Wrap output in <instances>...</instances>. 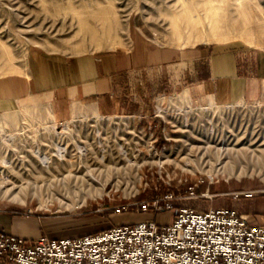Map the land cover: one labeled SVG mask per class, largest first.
<instances>
[{"label":"rangeland","instance_id":"374dc122","mask_svg":"<svg viewBox=\"0 0 264 264\" xmlns=\"http://www.w3.org/2000/svg\"><path fill=\"white\" fill-rule=\"evenodd\" d=\"M83 22L97 28L101 38L82 32ZM138 38L188 51L226 45L264 60V0H0V84L31 77L38 54L103 55L130 49ZM197 66L189 62L136 71L125 79L124 95L131 105L121 112L79 109L78 115L60 119L49 101L33 95L0 113V185L27 194L25 204L0 196V215L38 220L44 230L58 228L60 233H51L55 238L151 219L170 225L174 210L137 212L136 204L169 192L184 198L193 185L197 197L182 198L177 206L230 207L248 214L252 224L264 223V170L249 169L240 178L208 172L230 161L233 147L264 148V97L214 105L194 99L188 87ZM97 113L105 119L97 120ZM54 121L63 133L65 128L73 131L58 136L42 126ZM60 140L68 144L69 160L55 156L46 167L36 150L52 155ZM123 145L141 166L113 172L102 195L87 197L73 209L67 206L73 200L63 195L57 180L71 169L83 173L87 165L124 167ZM222 147L228 150L221 163ZM241 160L246 166L248 160ZM52 194L56 196L46 207L41 197L49 200ZM125 205L132 206L119 213Z\"/></svg>","mask_w":264,"mask_h":264},{"label":"crops","instance_id":"0c3cea01","mask_svg":"<svg viewBox=\"0 0 264 264\" xmlns=\"http://www.w3.org/2000/svg\"><path fill=\"white\" fill-rule=\"evenodd\" d=\"M189 62L198 65L195 81L188 87L194 99L226 104L255 102L264 97V60L257 54L238 53L226 45L188 51L138 38L130 49L103 55H35L31 77L0 84V113L33 95L49 101L60 119L78 115L79 109L89 114L121 112L131 105L124 95L127 77L136 71ZM23 219L0 215V230L29 240L60 233L55 227L44 230L38 220Z\"/></svg>","mask_w":264,"mask_h":264},{"label":"built area","instance_id":"2783aa9c","mask_svg":"<svg viewBox=\"0 0 264 264\" xmlns=\"http://www.w3.org/2000/svg\"><path fill=\"white\" fill-rule=\"evenodd\" d=\"M195 192L189 186L184 198H196ZM182 198L169 192L136 204L137 212L174 210L170 225L151 219L81 237L37 240L0 230V264H264V223L252 224L248 214L230 207L177 206Z\"/></svg>","mask_w":264,"mask_h":264},{"label":"bare ground","instance_id":"6f19581e","mask_svg":"<svg viewBox=\"0 0 264 264\" xmlns=\"http://www.w3.org/2000/svg\"><path fill=\"white\" fill-rule=\"evenodd\" d=\"M81 30L82 32L89 33L92 35V37L100 39L101 33H99L98 29L95 28L94 26H89L88 24L84 23L81 25ZM243 103V102H241ZM211 105H214L213 101ZM113 117V116H112ZM109 117V118H112ZM104 117L97 113L96 114V119H103ZM54 119H56L54 115ZM105 119V118H104ZM58 123L55 121L51 125H47V123H44L42 126L48 131V132H54L55 134L59 135H65L73 131L71 128H65V132L63 133L62 131L59 130ZM97 134L101 135L100 129H97ZM72 140H75L74 138ZM264 143V142H263ZM50 145V144H49ZM55 145V152L52 155H47V154H41L39 150H36L37 157H40L42 160L43 164L46 167H49L51 162H53L54 157L57 156L58 159L61 161H68L69 156H68V144L62 143V141H56L54 142ZM81 145V144H80ZM84 145V144H83ZM79 148V147H78ZM223 148V147H222ZM92 149V148H91ZM260 152H257L256 150L246 147L242 149H236L233 147V152H234V157L229 156L231 158L230 161H227L222 165L221 167H216L214 170H209L208 172L213 176L214 174H218V172L221 171L222 174H226L229 176L238 175V178L242 176V174H245L249 171V169H252V171L255 172V170L259 169L260 171L264 170V148H259ZM228 148H223L221 154V163L223 161V156L224 153H227ZM81 154L84 155L86 148L81 149ZM120 155L123 158H126L128 161V164H126L124 167H119L115 164L111 165H106V167L103 169L101 167H91L90 165L86 166V171L83 173L78 174V171H73L72 169L69 170V173L66 174L64 177L61 179H58L56 182V185L60 188L61 191H64V196H70L72 198V203H67V206L70 208H76L81 206V204L86 201L85 199L87 197H95L98 195H102L104 193L105 188L107 187V183L110 180L111 176L113 175V172L117 173L121 169H125L128 171V168H134L133 166L136 165L132 157L128 154V150L125 148V146H120L119 147ZM96 155V154H95ZM227 155V154H226ZM242 157L244 159H247L248 162L246 166L241 164V159ZM100 161L104 162L105 161V155L100 157ZM71 162V161H70ZM159 162L163 163V160L160 159ZM131 165V166H130ZM141 166V164H137L135 168ZM253 174V172H252ZM264 176V175H263ZM264 178V177H263ZM57 179V178H56ZM96 181V182H93ZM99 184V185H98ZM53 189V188H52ZM50 190V188H49ZM50 192H53L50 190ZM0 196L4 198H9L11 201L20 203V204H25L27 194L25 192V189H20L16 190L15 188H6L2 187L0 185ZM56 195H51L49 197V200H47L44 196L41 197V199H44V205L47 207L51 203V200L53 197ZM60 199V197L58 196ZM82 198L83 201L78 202V199ZM43 201V200H42ZM63 202L62 200H60Z\"/></svg>","mask_w":264,"mask_h":264}]
</instances>
